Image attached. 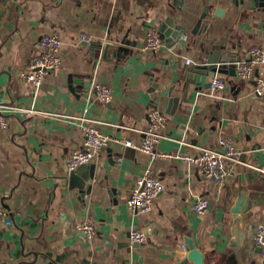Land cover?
<instances>
[{
  "label": "crops",
  "instance_id": "1",
  "mask_svg": "<svg viewBox=\"0 0 264 264\" xmlns=\"http://www.w3.org/2000/svg\"><path fill=\"white\" fill-rule=\"evenodd\" d=\"M208 6L207 32L193 35ZM217 8L222 16H214ZM174 16L188 28L182 45L174 52L163 42L161 51L144 50L148 32L159 34ZM44 34L60 36L63 65L36 88L20 74L40 55ZM123 40L134 45L127 62L104 61L94 48ZM253 46L264 47V0H0V105L10 118L0 128V200L14 223H0V264H195L182 249L189 238L214 258L204 264H222L232 239L231 211L245 193L243 260L264 264L253 242L264 221V101L253 94L264 65L251 81L196 68L206 51L222 49L224 57L245 61ZM71 75L92 76L80 81L91 82L89 89L73 84L71 90ZM215 77L227 86L213 96ZM98 82L113 89L112 104L94 98ZM170 96L178 102L169 109ZM30 109L37 113L27 119L23 111ZM153 111L169 120L160 152L198 156L222 151L223 138L234 141L242 155L229 164L222 192L181 159L152 160L122 143L76 170L90 177L94 167L91 194L70 187L67 160L84 144L83 125L139 144ZM148 168L166 191L152 211L133 213L127 200ZM198 197L211 198L203 215L193 211ZM82 223L94 226L92 238L76 232ZM133 230L145 233L147 243L132 244Z\"/></svg>",
  "mask_w": 264,
  "mask_h": 264
},
{
  "label": "built area",
  "instance_id": "2",
  "mask_svg": "<svg viewBox=\"0 0 264 264\" xmlns=\"http://www.w3.org/2000/svg\"><path fill=\"white\" fill-rule=\"evenodd\" d=\"M87 42H92L89 37L83 38ZM63 42L57 34H44L40 39L41 53L38 57L32 60L26 69L21 72L20 77L28 84L36 88H40L46 78L61 69L63 65L62 56ZM144 50L158 52L162 50V40L155 31H150L147 34ZM191 64V61H187ZM264 65V47L253 46L248 51V59L236 63L237 78L241 81H251L254 78L256 67ZM227 82L225 79L215 77L210 84V94L215 96L218 92L225 90ZM253 94L258 99L264 101V79H259L256 82ZM94 98L104 104H112L115 96L113 89L102 83L94 84ZM25 117L32 118L37 111L30 109L24 110ZM167 115L153 111L150 114V125L145 132L142 142L135 144L131 141L114 139L104 133L100 128L91 123L82 126L85 140L83 146L72 152L67 160V168L69 172H75L83 166L91 165L102 150L112 142L122 143L125 147L133 148L141 151L151 157L152 160L157 159H181L190 168H196L202 171L205 178L211 182L214 187V192L219 194L229 180L231 170L229 164L238 162L242 153L235 146L231 138H223L220 141L222 151L204 150L200 155H181L163 153L158 150V145L164 136L162 131L168 124ZM10 124L5 107L0 105V128L6 129ZM260 171L264 172V168ZM166 191L163 182L156 177L151 168H148L144 175L137 181L135 188L131 191L127 207L133 213H144L152 211L158 198ZM211 205V198L198 197L193 204V211L200 215L206 213ZM10 212L6 208L5 202L0 200V223L3 222L7 226H14L12 220L9 219ZM9 219V220H8ZM77 233H84L89 238L95 235V228L89 223L78 224L75 227ZM147 236L142 231L133 230L130 233V241L132 244L142 245L147 243ZM254 244L261 248V254L264 258V221L261 222L255 231L253 238ZM183 251L186 250V245L182 246Z\"/></svg>",
  "mask_w": 264,
  "mask_h": 264
},
{
  "label": "water",
  "instance_id": "3",
  "mask_svg": "<svg viewBox=\"0 0 264 264\" xmlns=\"http://www.w3.org/2000/svg\"><path fill=\"white\" fill-rule=\"evenodd\" d=\"M176 4V2H175ZM213 6H208L204 9L200 18L196 20V24L191 30L193 35H199L203 32H207L208 24L205 20L211 16V10ZM224 9L217 8L214 12L215 17L222 16ZM176 16L167 18L165 22L159 28V36L162 42L171 49L173 52L182 45V40L187 35L188 28L184 22L179 21ZM101 52L102 60L110 62H127L134 55V45L131 42L116 41L108 42L106 44L98 43L94 47ZM222 50V49H220ZM220 50H209L206 51L207 57L196 68L205 70L212 73H226L233 78H237L236 63L240 62L241 59H233L230 56L224 57ZM230 57V58H229ZM82 79L91 80L90 75H71L69 77V83L71 90L75 91L73 84L78 85L79 89H89L90 83H83L80 85ZM229 84H232L230 82ZM178 102L177 98H169V109L175 107ZM167 113H171L170 110ZM121 145L120 143L112 142L109 146ZM123 146V145H122ZM94 168V167H93ZM91 169L90 177H87L80 172H74L69 185L70 187L80 190L82 195H89L92 193L93 185L89 183L90 180L95 178V169ZM248 194H242L238 197L235 205L232 208L233 214V225H232V239L229 244L228 253L222 257V264H245L243 260V253L245 251V245L247 241V234L244 230L243 225V213L247 205ZM186 250L188 252L187 260L194 262L195 264H204L205 259L210 260L212 263L214 258L211 255H205L198 246L193 242L191 238L186 240ZM261 252V248H260ZM87 264V262H84ZM251 264H256L252 261Z\"/></svg>",
  "mask_w": 264,
  "mask_h": 264
}]
</instances>
